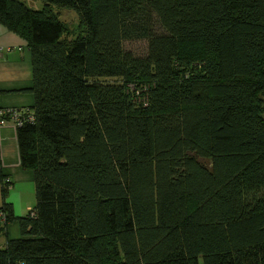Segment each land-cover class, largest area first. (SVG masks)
Instances as JSON below:
<instances>
[{"label":"trees","instance_id":"16d2710c","mask_svg":"<svg viewBox=\"0 0 264 264\" xmlns=\"http://www.w3.org/2000/svg\"><path fill=\"white\" fill-rule=\"evenodd\" d=\"M25 1L0 25L31 59L35 204L0 172V264H264V0Z\"/></svg>","mask_w":264,"mask_h":264},{"label":"crops","instance_id":"0c3cea01","mask_svg":"<svg viewBox=\"0 0 264 264\" xmlns=\"http://www.w3.org/2000/svg\"><path fill=\"white\" fill-rule=\"evenodd\" d=\"M0 47L10 49L0 59V109H30L34 97L30 93L32 68L26 42L0 25ZM0 172L11 185L6 201L11 205L14 216H25L35 204L34 180L30 171L21 168L17 130L10 121L0 126ZM2 198L0 183V206ZM1 227L0 223V248H3L7 239L19 238L20 232L15 221L4 229Z\"/></svg>","mask_w":264,"mask_h":264},{"label":"rangeland","instance_id":"374dc122","mask_svg":"<svg viewBox=\"0 0 264 264\" xmlns=\"http://www.w3.org/2000/svg\"><path fill=\"white\" fill-rule=\"evenodd\" d=\"M26 6L29 8H32L33 10H41L43 7V4L40 0H26L25 1ZM59 13V20L63 23H65L71 30H75L78 26V16L77 14L72 10H59L56 11ZM76 32V31H75ZM75 37L71 36V39H74ZM147 46V43L144 41H138V42H131V43H124L125 49L131 50L137 55H143L145 52V48ZM117 81H115L116 83ZM206 164H208V161H205Z\"/></svg>","mask_w":264,"mask_h":264},{"label":"built area","instance_id":"2783aa9c","mask_svg":"<svg viewBox=\"0 0 264 264\" xmlns=\"http://www.w3.org/2000/svg\"><path fill=\"white\" fill-rule=\"evenodd\" d=\"M10 49H6L5 51L3 49L0 48V59H2L4 52H9ZM7 114H11L10 119L11 120H6V115ZM8 121L13 122V124L16 126L17 123H19L20 120V116L12 111L11 109H0V126H4Z\"/></svg>","mask_w":264,"mask_h":264}]
</instances>
